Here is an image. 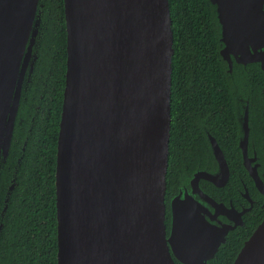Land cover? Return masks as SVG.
Segmentation results:
<instances>
[{
    "label": "water",
    "instance_id": "obj_1",
    "mask_svg": "<svg viewBox=\"0 0 264 264\" xmlns=\"http://www.w3.org/2000/svg\"><path fill=\"white\" fill-rule=\"evenodd\" d=\"M40 0H0V167L26 76L32 72ZM66 71L57 137V264H207L234 226L199 187L225 186L229 165L211 142L217 170L196 171L170 200L173 32L168 0H63ZM221 53L264 71V0H210ZM247 137V113L244 116ZM248 170L264 198V183ZM14 180L9 187L13 189ZM7 200V199H6ZM210 208L213 213L210 212ZM6 207H4L3 212ZM1 228V224H0ZM232 264H264V218Z\"/></svg>",
    "mask_w": 264,
    "mask_h": 264
},
{
    "label": "trees",
    "instance_id": "obj_2",
    "mask_svg": "<svg viewBox=\"0 0 264 264\" xmlns=\"http://www.w3.org/2000/svg\"><path fill=\"white\" fill-rule=\"evenodd\" d=\"M40 26L32 72L26 76L8 156L0 167V264H57V220L55 166L57 137L66 71V30L63 0H40ZM173 32L168 166L166 173V233L170 227V200L206 159L196 158L187 149L178 130L180 89L189 88L192 71L198 78L215 80L221 73L215 15L206 0H168ZM263 75V74H262ZM264 77V76H260ZM259 117H264V85L256 79ZM227 84L223 115L228 128L234 127V108ZM178 100V101H177ZM259 106V107H258ZM263 120V119H262ZM235 130V128H234ZM227 149L236 150L235 139ZM20 159V160H19ZM233 170L227 188H242L235 177L242 171L250 194H257L240 158L227 157ZM264 165V161H261ZM239 164V165H238ZM195 172V171H194ZM193 172V173H194ZM192 173V174H193ZM14 180L13 189L9 187ZM7 199V200H6ZM4 207H6L3 212ZM264 210L246 217L245 224L230 233L225 244L207 264H232L237 253L256 226ZM176 264H181L175 261Z\"/></svg>",
    "mask_w": 264,
    "mask_h": 264
},
{
    "label": "flooded vegetation",
    "instance_id": "obj_3",
    "mask_svg": "<svg viewBox=\"0 0 264 264\" xmlns=\"http://www.w3.org/2000/svg\"><path fill=\"white\" fill-rule=\"evenodd\" d=\"M206 1L210 7L211 15H215L214 28L218 34L217 48L222 70L217 81L209 78L200 79L192 71L188 81L189 88L186 90L180 89L186 94L178 102L180 107V109L178 108L177 121L179 139L186 143L188 150L196 153V158L206 159L205 164L198 165L194 170L195 172L206 170V173H214L217 170V163L210 145L211 142H216L226 160H228L227 157H235V161L240 158V164L254 186V182L244 166V160L246 159L250 169H256L258 176L264 183V165L261 162L264 161V117L263 115H260L261 118L259 117L257 89L252 86L255 79L257 84L261 82L264 85V77H260L264 76V71L261 70V65L258 62H238L237 58L232 55L230 56L231 65L229 66L227 60L221 54L225 45L221 41L220 26L216 18L215 7L217 8V6L212 5L210 0ZM227 84L230 86L234 108L235 122L232 128L227 127L223 115ZM262 92H264V89H262ZM245 113H247V137L245 146L242 148L240 143L246 134V130L243 129ZM231 139L236 140L237 147L235 151L224 146V143L228 144L232 141ZM228 165L230 170L229 181L234 169L230 168L229 163ZM192 173L191 175L194 174ZM241 173L242 171L236 169L235 177L242 184L241 189L239 187L234 190L227 188L228 181L225 186L218 187L208 180H199L200 189L214 199L216 203L224 206L221 209L223 215L218 216L217 220L212 222L214 225L234 226L238 220L242 221L241 225H236L229 231L228 237L231 232L245 224L246 217L249 214L257 210H264L263 196L255 186L257 194L248 192L243 177L240 175ZM210 212L213 213L211 208Z\"/></svg>",
    "mask_w": 264,
    "mask_h": 264
}]
</instances>
